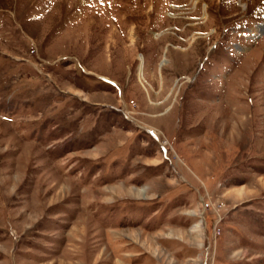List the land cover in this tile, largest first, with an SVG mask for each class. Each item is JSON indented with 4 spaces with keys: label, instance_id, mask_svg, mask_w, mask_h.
I'll return each mask as SVG.
<instances>
[{
    "label": "rangeland",
    "instance_id": "rangeland-1",
    "mask_svg": "<svg viewBox=\"0 0 264 264\" xmlns=\"http://www.w3.org/2000/svg\"><path fill=\"white\" fill-rule=\"evenodd\" d=\"M0 264H264V0H0Z\"/></svg>",
    "mask_w": 264,
    "mask_h": 264
},
{
    "label": "bare ground",
    "instance_id": "bare-ground-1",
    "mask_svg": "<svg viewBox=\"0 0 264 264\" xmlns=\"http://www.w3.org/2000/svg\"><path fill=\"white\" fill-rule=\"evenodd\" d=\"M142 67H143V66H142ZM142 67H141L140 70H139L140 72L142 71ZM140 77H141V76H140Z\"/></svg>",
    "mask_w": 264,
    "mask_h": 264
}]
</instances>
